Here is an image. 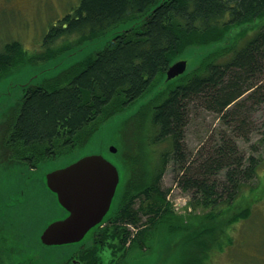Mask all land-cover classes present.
<instances>
[{"label": "trees", "instance_id": "obj_1", "mask_svg": "<svg viewBox=\"0 0 264 264\" xmlns=\"http://www.w3.org/2000/svg\"><path fill=\"white\" fill-rule=\"evenodd\" d=\"M263 15L264 0H81L72 13L50 27L42 43L45 51L29 54L19 40L5 42L0 50V79L27 60H46L68 52L124 21L139 19L133 31H116L103 49L27 90L4 128L2 145L7 148L8 163L36 166L65 154L84 144L107 119L149 101L129 119H134V124L142 120L143 128L141 118L147 116L146 123L153 131L149 143L159 146L161 152L154 168L150 167L149 151L140 137L135 136L134 142L131 135L127 144L129 119L126 121L120 152L128 171L119 210L105 227L110 236L104 238L121 247L123 257L117 264H128L129 253L147 251L161 233L178 236L171 245L177 247L180 258L176 264H211L203 254L202 260H197L195 249H189L205 230L195 236L197 228L174 212L169 189L161 186L162 174L170 163L178 175L176 182L192 194L190 205L205 209L206 222L226 215L245 185L250 184L251 191L257 188L252 183L262 159L246 155L236 139L247 126L243 105L252 99L263 101L264 26L243 44L238 40L248 28L236 33L237 44L218 58L223 61L196 68L171 88L156 91L155 87L167 81V69L185 48L223 41L235 29ZM72 35L78 37L69 40ZM60 39L64 45L58 47ZM196 108L217 114L236 135L222 136L193 168L185 135L191 111ZM141 151L147 152L146 158ZM134 201L140 205L133 207ZM91 252L89 264H97L91 261Z\"/></svg>", "mask_w": 264, "mask_h": 264}, {"label": "rangeland", "instance_id": "obj_2", "mask_svg": "<svg viewBox=\"0 0 264 264\" xmlns=\"http://www.w3.org/2000/svg\"><path fill=\"white\" fill-rule=\"evenodd\" d=\"M80 1L0 0V50H2L5 42L16 39L23 44L29 54L45 51L42 43L50 27L57 24L65 14L72 13ZM138 21V18L124 21L122 24L108 29L98 38H93L91 42H84L68 52L53 57L50 56L46 60L34 62L27 60L1 77L0 205L11 204L17 197L23 198V204L29 203L17 213L19 220L25 219V228L21 227L19 233H15L13 230L0 231V237H7L4 250L9 254V261L24 260L32 264H62L86 246L94 247L93 250L95 251H93L91 261H96L97 264H116L122 259V250L117 242L114 241L113 244L108 243L110 242L109 239H95L92 230L87 233L81 242L60 245L42 243L39 235L44 225L53 221V219L64 218L68 214L59 204L56 194L47 187L45 173L77 160L84 153H102L107 159L116 164L120 171L118 192L111 205V214L108 215V218H111L118 204L122 185L128 171L120 152L126 121L136 114V111H139L142 106L146 107L149 101L146 103L141 101L140 105H138V102L107 119L84 144L76 146L69 152L53 159L40 161L36 168H32L30 165L20 166L16 163H8L10 159H8L7 148L5 144L2 145V141L5 140L4 128H7L6 122L11 113L16 112L17 106L29 86H36L46 79H52L57 73L69 69L76 62L98 52L106 46L108 43L106 41L112 39L116 31L126 29V31L131 32L134 30L133 24ZM263 26L264 15L257 18L253 23L244 25V28L241 27L240 30L235 29L233 34L223 41L188 46L179 58L187 62L185 72L169 81L166 79L167 81L164 83L163 81L160 82L155 90L173 87L178 80L192 74L196 68H200L210 61H223L224 59L218 58L223 51L230 50L237 44L235 41L236 33L248 28L249 31L244 32V35H241L238 40L240 44H243L253 35V32L258 31ZM247 32L248 35L245 36ZM77 37L78 35H72L69 40H74ZM62 41L63 39H60L56 45L61 47L64 45ZM249 92L247 91L242 97H245ZM260 98L263 99L262 102H255V99H252L243 105L247 108L248 119L245 122V126H247L243 132L240 131L241 135L236 139L239 148L246 155L254 154L262 159L258 176L252 183L257 188L251 191L250 184L245 185V191H241L235 205L226 215L216 221L206 222L204 218V215H206L205 209L201 205L196 208L192 204L190 205L192 194L176 182L178 175L170 163L162 174L161 186L163 189H169L168 200L172 203L174 212L180 214L187 225L197 228L195 236L205 230L204 234L200 235L197 243L189 246V249H195L199 261L202 260L200 258L203 254L204 260L207 258V261L211 264H264V83H262ZM146 117L141 118L144 120L143 128L140 127L142 120L135 124L134 119L127 121L125 140L129 145L131 135H133L132 140L134 142L135 136L137 139L140 137L139 140L143 141L149 151L148 164L154 168L153 163L156 161L161 149L159 146L155 147L149 143L153 131L147 125L146 120L148 118ZM235 135L234 129L228 124L220 122L218 115L214 112L200 108L192 110L185 135V147L190 154L189 162L192 167L196 168L199 161L206 158L214 150L216 142L220 141L222 136L228 139L233 138ZM111 145L117 147V152L111 151ZM161 146L164 147V144H161ZM141 153L146 158L147 152L141 151ZM144 157L143 160H145ZM148 169L151 170V168ZM220 174L223 176L222 173ZM139 205L138 201H134L133 207ZM15 209L4 208L1 214L13 213ZM3 219H8L7 223L17 221L16 218L8 216H4ZM202 222H205L206 225L202 226ZM108 225L110 224L107 223L105 226ZM132 229L134 228L132 227ZM177 237L176 234L161 233L156 235L147 251L137 250L127 255L128 264H176L180 258L177 247H171V245L175 244L173 242ZM187 239L188 236L184 235L183 241ZM30 240L31 243H29ZM34 240H37V242H34Z\"/></svg>", "mask_w": 264, "mask_h": 264}, {"label": "water", "instance_id": "obj_3", "mask_svg": "<svg viewBox=\"0 0 264 264\" xmlns=\"http://www.w3.org/2000/svg\"><path fill=\"white\" fill-rule=\"evenodd\" d=\"M186 64L183 59L175 61L167 69L166 79L184 73ZM110 149L117 152L114 145ZM45 179L47 187L56 194L68 214L48 223L40 239L46 245H60L83 241L90 230L93 231L111 214L120 171L102 153H84L77 160L45 173Z\"/></svg>", "mask_w": 264, "mask_h": 264}, {"label": "flooded vegetation", "instance_id": "obj_4", "mask_svg": "<svg viewBox=\"0 0 264 264\" xmlns=\"http://www.w3.org/2000/svg\"><path fill=\"white\" fill-rule=\"evenodd\" d=\"M14 200L15 201L13 203H11V204L0 205V211H1L0 212V231L13 230V232L19 233L21 231V227L25 228V226H26L25 219L19 220V216H18L17 213H18L19 210H21L25 205H27L29 203L23 204L22 203L23 198H19V197H17ZM4 208H16V209L13 210V213H7L6 215H3L1 213H2V210ZM4 216L16 218L17 221L7 223L8 222V219H3ZM50 222H47L44 225L43 229ZM107 223H104L103 225H101V226L96 227L95 229H93V235H94L95 239L99 238V239H102L103 240L104 235L106 236V235H109L110 234V233L107 232V230L105 228L106 227L105 225ZM41 232H40V235L39 236H41ZM6 240H7V237H5V236H1L0 237V264H32L31 262H27V261H24V260L23 261H21V260L9 261L8 260L9 254L7 253V251L4 250V248L6 247L5 246ZM31 242L32 241L30 240L29 243H31ZM34 242H37V240H34ZM93 249H94V247H90V246L83 247L77 253H75L73 255L75 257H73V256L69 257L62 264H89V260L91 258L90 252L92 251L91 253H93V251H95ZM49 264H51V263H49Z\"/></svg>", "mask_w": 264, "mask_h": 264}]
</instances>
